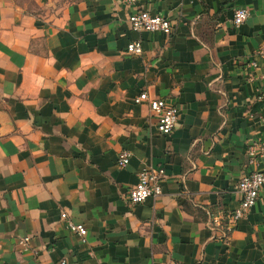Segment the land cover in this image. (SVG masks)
Returning <instances> with one entry per match:
<instances>
[{"label":"crops","instance_id":"1","mask_svg":"<svg viewBox=\"0 0 264 264\" xmlns=\"http://www.w3.org/2000/svg\"><path fill=\"white\" fill-rule=\"evenodd\" d=\"M239 7L249 17L235 30ZM141 8L173 34L132 32L122 0H0V264H264V187L227 229L239 179L264 170L246 156L264 138V64L250 66L264 0ZM135 41L138 57L125 52ZM142 92L178 108L169 137L133 103ZM148 167L164 170L162 192L131 206Z\"/></svg>","mask_w":264,"mask_h":264},{"label":"built area","instance_id":"2","mask_svg":"<svg viewBox=\"0 0 264 264\" xmlns=\"http://www.w3.org/2000/svg\"><path fill=\"white\" fill-rule=\"evenodd\" d=\"M124 4L131 7L133 11L127 18L129 28L134 33L162 34L170 37L173 34V24L170 19L160 14H153L141 8L143 3H154L160 0H122ZM249 17V11L245 7L236 8L232 13V27L238 30L243 26ZM125 52L130 56L142 55L143 48L140 41L131 42L126 46ZM264 64V42L254 51L250 66L258 68ZM136 105L146 104L152 115L156 119L157 130L160 135L169 137L178 121V108L169 103L166 99H151L147 92H142L133 98ZM258 121L264 126V116L258 117ZM130 152L122 149L116 158V166L120 169L129 164ZM247 162L249 166L257 167L264 161V138L250 143L246 149ZM165 179V172L162 168H144L138 176L135 185L129 189L126 195L127 202L131 206L144 203L148 199L159 196L162 192V182ZM264 187V170L254 169L243 175L237 184V194L239 203L235 210L227 217V229L234 227L247 212L256 204L260 192ZM60 219L66 223L67 229L77 235L85 243L87 230L82 224L71 221L66 213L60 214ZM218 219L213 217V224H217ZM28 238L20 239L19 244L23 249H27Z\"/></svg>","mask_w":264,"mask_h":264},{"label":"trees","instance_id":"3","mask_svg":"<svg viewBox=\"0 0 264 264\" xmlns=\"http://www.w3.org/2000/svg\"><path fill=\"white\" fill-rule=\"evenodd\" d=\"M210 218H211V219H210V220H211V224L214 225V224H213V216L210 215Z\"/></svg>","mask_w":264,"mask_h":264}]
</instances>
